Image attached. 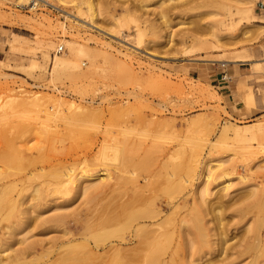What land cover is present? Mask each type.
Returning <instances> with one entry per match:
<instances>
[{
  "label": "rangeland",
  "instance_id": "obj_1",
  "mask_svg": "<svg viewBox=\"0 0 264 264\" xmlns=\"http://www.w3.org/2000/svg\"><path fill=\"white\" fill-rule=\"evenodd\" d=\"M16 1H0V264H264V0Z\"/></svg>",
  "mask_w": 264,
  "mask_h": 264
},
{
  "label": "bare ground",
  "instance_id": "obj_2",
  "mask_svg": "<svg viewBox=\"0 0 264 264\" xmlns=\"http://www.w3.org/2000/svg\"><path fill=\"white\" fill-rule=\"evenodd\" d=\"M0 1H10V3H11V0H0ZM59 4H65L66 2H67V0H56ZM236 4H238V5H240V4H246V5H248V6H251V5H253V2H254V0H233ZM42 3H46V4H48V5H52L53 6V4L51 3V0H42ZM15 4L16 5H26L28 8H30V9H33V8H36L37 6H39V3H31V0H17L16 2H15ZM45 4V5H46ZM13 5H14V3H13ZM42 5V4H41ZM75 8H76V10H77V13H80V7L78 6V5H76L75 6ZM88 13L90 14V19H91V21H93V17L95 16V13H94V9H93V7H92V5H91V3L90 2H88ZM66 14V13H65ZM61 29H62V31L65 33V29H66V27L64 26V25H61ZM11 50L12 51H22V47H19V46H14V45H12L11 47ZM31 49V48H30ZM80 48L79 47H76L75 46V48H73V50H75V52H77V54H80V50H79ZM26 50V49H25ZM33 50V49H32ZM31 50V51H32ZM35 50V49H34ZM27 51V50H26ZM26 51L24 52V53H26ZM30 51V52H31ZM29 53V52H28ZM237 60H239V59H235V61H237ZM57 63L58 64H61V65H64V64H68V60L67 59H64V58H62V57H58L57 58ZM52 65V64H51ZM29 97V96H28ZM31 97V96H30ZM35 97V96H34ZM252 96L249 94L248 96H247V99L248 100H252ZM36 99H38V97L36 98ZM36 99H32V100H29V101H27V102H25V103H27L28 105H31V106H33L34 108H36V110H39V111H41V112H43L44 114H43V116L45 115L47 118H50L51 116H54L55 117V115L54 114H57L58 115V113H60V112H62L61 111V109H66V110H63V111H67L68 109H71V108H73V104H66L65 105V107L64 108H62V106L63 105H61V103H60V107L59 108H57V111H55V113H50V111H49V109H47V108H45V107H41L40 106V103L36 100ZM39 99H41L40 97H39ZM249 102H251V101H249ZM44 105V104H43ZM23 106V105H22ZM47 118H45V119H47ZM44 119V120H45ZM52 119V118H51ZM50 119V120H51ZM48 121V120H47ZM254 130H239V129H236V128H232V129H230V128H228L227 126H223L222 127V129H221V131H220V134L223 136V137H230V138H232V139H235V140H238V141H246V140H248L249 138H251V137H253V136H255L254 135ZM241 146L240 147H242L243 149H251L252 147H254V145H252L251 143H249L248 141H247V143H245V144H240ZM254 148H256V147H254ZM222 163H225V161H220L219 162V164H217V165H214V164H211L210 163V161H205L204 163H203V171H202V173H201V177H202V179H201V187H200V191L202 192V194H208V192L210 191V189H209V184H210V182H211V180L213 179V174H214V172H213V170H214V168L215 167H220L221 165H222ZM67 174V173H66ZM92 175V174H91ZM103 175H104V173L103 172H100L98 175H96L95 176V178H93V179H90V180H99L100 178L101 179H103ZM65 176H69V175H65ZM244 178V177H243ZM100 179V180H101ZM244 180V179H243ZM229 181V180H228ZM246 181V180H245ZM228 183H230V182H228ZM227 184V183H226ZM231 184V183H230ZM230 184H229V186H230ZM228 185V184H227ZM226 185V186H227ZM227 188V187H226ZM258 187H254L253 189H252V193L254 194V195H256V196H258V197H260V198H262L263 196H264V194H263V192H262V190L261 189H257ZM159 225V224H158ZM161 227V226H160ZM160 227L158 226V227H156L157 229H155L154 231L155 232H153V233H155V234H153V235H156L157 237H158V235H160L161 234V232L162 231H160ZM63 229V228H62ZM162 230V229H161ZM136 232V231H135ZM64 234V233H63ZM137 235V234H136ZM152 235V236H153ZM139 239V238H138ZM154 240V239H153ZM139 241H140V243H141V241H145V239L143 240V237L141 238V239H139ZM147 242V241H146ZM152 242V241H151ZM146 245V244H145ZM239 254H241V253H239ZM254 262H255V259L254 258H252V261H251V263L252 264H254Z\"/></svg>",
  "mask_w": 264,
  "mask_h": 264
},
{
  "label": "built area",
  "instance_id": "obj_3",
  "mask_svg": "<svg viewBox=\"0 0 264 264\" xmlns=\"http://www.w3.org/2000/svg\"><path fill=\"white\" fill-rule=\"evenodd\" d=\"M31 3H39V4H42V0H31ZM62 50H63V46H61V45L58 46L57 49H56L57 53H60ZM220 79L222 81H225L226 82L227 80L230 79V77L227 75V73L225 71H221L220 72Z\"/></svg>",
  "mask_w": 264,
  "mask_h": 264
},
{
  "label": "crops",
  "instance_id": "obj_4",
  "mask_svg": "<svg viewBox=\"0 0 264 264\" xmlns=\"http://www.w3.org/2000/svg\"><path fill=\"white\" fill-rule=\"evenodd\" d=\"M258 1V0H257ZM259 63V62H258Z\"/></svg>",
  "mask_w": 264,
  "mask_h": 264
}]
</instances>
